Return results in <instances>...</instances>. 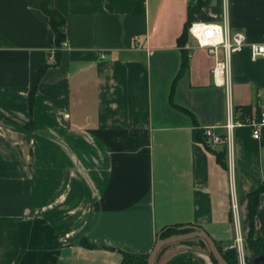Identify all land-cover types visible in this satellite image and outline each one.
Here are the masks:
<instances>
[{
	"label": "crops",
	"instance_id": "1",
	"mask_svg": "<svg viewBox=\"0 0 264 264\" xmlns=\"http://www.w3.org/2000/svg\"><path fill=\"white\" fill-rule=\"evenodd\" d=\"M207 1L192 22L223 21L224 0ZM53 2L66 18L60 50L44 0H0V264H122L170 226L201 227L226 250L233 196L247 239L264 127L260 138L234 128L228 168L198 134L224 135L230 105L260 115L264 58L248 45L233 54L229 97L207 49L179 43L196 1ZM227 3L231 29L264 43V0ZM183 49L189 69L171 97ZM254 234L264 238V192ZM202 240L168 244L156 263L215 264Z\"/></svg>",
	"mask_w": 264,
	"mask_h": 264
},
{
	"label": "built area",
	"instance_id": "2",
	"mask_svg": "<svg viewBox=\"0 0 264 264\" xmlns=\"http://www.w3.org/2000/svg\"><path fill=\"white\" fill-rule=\"evenodd\" d=\"M197 1V0H194ZM228 0H224L223 21L206 23L194 21L189 27L190 36L195 39L197 45L207 51L214 57V67L212 75L216 85L224 87L229 97L231 96L232 78L231 65L234 53L249 46L253 59L264 58V43L248 42L244 31L232 30L229 23ZM65 43V42H64ZM54 62L56 54L52 55ZM234 108L228 107V118L225 124L226 133L224 135L216 133L217 126H208L202 129L205 138L212 147L223 143L228 146L229 160L232 155V140L234 128L242 124H247L252 128L255 138H260L264 127V109L259 116L249 115L245 119H238ZM232 210L234 217V239L229 245V249H236L238 254V264H248L246 237L244 236L240 224L238 205L235 197H232Z\"/></svg>",
	"mask_w": 264,
	"mask_h": 264
},
{
	"label": "trees",
	"instance_id": "3",
	"mask_svg": "<svg viewBox=\"0 0 264 264\" xmlns=\"http://www.w3.org/2000/svg\"><path fill=\"white\" fill-rule=\"evenodd\" d=\"M208 4L207 0H197L192 6L189 7V21L187 22L185 29L181 36L179 37V43L181 45H185V43L189 39V27L192 23V17L193 15L198 12L203 6ZM44 11L50 18L51 26L55 32V39H56V45L58 49L60 50L63 43L67 39V33H66V18L65 16L54 6L53 0H44ZM60 58V53L57 54V60ZM189 55L188 51L183 49L182 50V61L180 69L173 81L172 88H171V97H173L176 85L178 80L183 76V74L189 69ZM48 66L42 67L35 75L33 80V85L30 90L29 98H30V107L32 109L34 104L35 95L37 92L38 85L41 81V78L45 71L47 70ZM186 112L193 115V113L184 108L181 107ZM235 113L237 114L238 119H245L247 116L251 113V108L248 106H240L235 107ZM1 114V113H0ZM198 139L200 142L204 143L206 147L213 152L216 155L217 161L224 167L228 168V146L226 143L221 144L219 147H212L207 139L205 138L203 131L200 130L198 134ZM264 192V182H262L254 191L250 192L248 194L249 198V215H250V233L249 236L246 239V250L251 251V256L249 257V260H251L253 257L264 254V238H256L254 234V227H255V217L257 214L259 202H260V196ZM192 227L188 228H180L178 226H170L161 231L159 235L162 237H167L172 234L190 231L192 230ZM203 244L208 247L207 243L202 240ZM221 252L223 253L224 257L230 264H238V254L236 249H223L220 247ZM148 257L149 254H137V253H130V252H124L123 251V261L122 264H149L148 263ZM211 257L215 264H218L214 256L211 254Z\"/></svg>",
	"mask_w": 264,
	"mask_h": 264
},
{
	"label": "water",
	"instance_id": "4",
	"mask_svg": "<svg viewBox=\"0 0 264 264\" xmlns=\"http://www.w3.org/2000/svg\"><path fill=\"white\" fill-rule=\"evenodd\" d=\"M196 237L202 238L208 245L211 254L214 256L218 264H230L226 258L224 257L223 253L221 252L219 246L217 245L214 238L203 228L201 227H194V229L190 231L180 232L176 234H172L167 237H162L161 235L156 240L152 251L148 257L149 264H157V257L163 247L168 244L194 239ZM252 264H264V254L255 256L251 260Z\"/></svg>",
	"mask_w": 264,
	"mask_h": 264
},
{
	"label": "rangeland",
	"instance_id": "5",
	"mask_svg": "<svg viewBox=\"0 0 264 264\" xmlns=\"http://www.w3.org/2000/svg\"><path fill=\"white\" fill-rule=\"evenodd\" d=\"M251 256V251L247 249V262L248 264H252L251 260H249V257Z\"/></svg>",
	"mask_w": 264,
	"mask_h": 264
}]
</instances>
